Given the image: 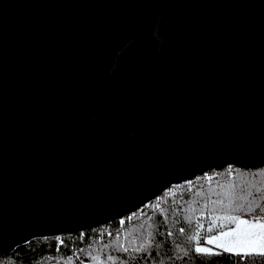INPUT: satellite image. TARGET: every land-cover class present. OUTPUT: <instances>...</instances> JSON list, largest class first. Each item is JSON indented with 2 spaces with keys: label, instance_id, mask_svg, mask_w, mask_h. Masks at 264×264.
<instances>
[{
  "label": "water",
  "instance_id": "1",
  "mask_svg": "<svg viewBox=\"0 0 264 264\" xmlns=\"http://www.w3.org/2000/svg\"><path fill=\"white\" fill-rule=\"evenodd\" d=\"M264 166V0H0V257Z\"/></svg>",
  "mask_w": 264,
  "mask_h": 264
},
{
  "label": "trees",
  "instance_id": "2",
  "mask_svg": "<svg viewBox=\"0 0 264 264\" xmlns=\"http://www.w3.org/2000/svg\"><path fill=\"white\" fill-rule=\"evenodd\" d=\"M231 169L229 176L212 171L211 179L203 175L172 186L127 217L91 231L31 241L1 256L0 264H261L258 253L195 252L192 237L200 244L204 235L231 228L233 215L264 216V166Z\"/></svg>",
  "mask_w": 264,
  "mask_h": 264
},
{
  "label": "snow or ice",
  "instance_id": "3",
  "mask_svg": "<svg viewBox=\"0 0 264 264\" xmlns=\"http://www.w3.org/2000/svg\"><path fill=\"white\" fill-rule=\"evenodd\" d=\"M233 222L238 221L237 229L231 232H221L217 236H213L205 239L206 244H214L217 248H222L225 252H232L239 256L241 252L248 255L250 252H258L259 255L264 256V224H253L248 220L239 219L238 217H231ZM240 225H246V230H241ZM254 228H259V231H252ZM181 232L184 231L183 228L180 229ZM209 232L212 231L211 228L208 229ZM171 235V233H169ZM231 236V240L226 243H218L222 237ZM192 239L197 240V246L195 247V252L198 254H219L214 253L212 249L207 247H201L199 245L198 237H192ZM127 251V249H125ZM264 264V261L261 262Z\"/></svg>",
  "mask_w": 264,
  "mask_h": 264
},
{
  "label": "rangeland",
  "instance_id": "4",
  "mask_svg": "<svg viewBox=\"0 0 264 264\" xmlns=\"http://www.w3.org/2000/svg\"><path fill=\"white\" fill-rule=\"evenodd\" d=\"M232 168V167H231ZM231 168H226V169H224V170H226L225 171V173H226V175H231V174H233V170L231 169ZM223 171V170H222ZM221 172V171H220ZM224 173V172H223ZM224 173V174H225ZM214 175V174H213ZM213 175H210V174H205V176L206 177H208L209 179H211L212 177H213ZM203 176V175H202ZM205 177V178H206ZM208 178H206V179H208ZM170 190V189H169ZM178 190H180V189H174L173 190V192H177ZM232 217H238L239 219H243V220H248L250 223H253V224H264V216L263 217H260V219H252V218H247V217H241L240 215H233ZM230 223H232V224H234L231 228H225V229H222V232H231L232 230H235V229H237V226H238V221L237 222H233L232 220H231V218L229 219V221H228V223L227 224H230ZM226 225V224H225ZM240 227V229L241 230H246L247 229V226L246 225H240L239 226ZM252 231H259V228H254V229H252ZM219 233H221V232H219ZM219 233L218 234H216V235H210V236H207V235H204L203 236V238H202V241H201V243L199 244L201 247H207V248H213V249H217V250H222V248H217L214 244H206L205 243V239L206 238H210V237H213V236H217V235H219ZM233 237H231V236H227V237H222L221 238V240L220 241H218V243H226L227 241H229V240H231ZM250 253H258V252H250ZM234 254V253H233ZM241 254H244V252H241Z\"/></svg>",
  "mask_w": 264,
  "mask_h": 264
},
{
  "label": "built area",
  "instance_id": "5",
  "mask_svg": "<svg viewBox=\"0 0 264 264\" xmlns=\"http://www.w3.org/2000/svg\"><path fill=\"white\" fill-rule=\"evenodd\" d=\"M230 168V167H229Z\"/></svg>",
  "mask_w": 264,
  "mask_h": 264
}]
</instances>
